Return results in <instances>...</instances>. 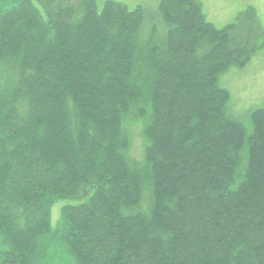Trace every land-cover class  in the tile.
Instances as JSON below:
<instances>
[{
	"label": "trees",
	"instance_id": "1",
	"mask_svg": "<svg viewBox=\"0 0 264 264\" xmlns=\"http://www.w3.org/2000/svg\"><path fill=\"white\" fill-rule=\"evenodd\" d=\"M3 1L0 264H34L64 199H84L63 208L77 264H264V107L246 139L218 85L264 48L255 10L217 29L200 0H161L159 23L115 2L39 0L45 21L32 0ZM144 105L141 167L125 125ZM145 180L150 214H126Z\"/></svg>",
	"mask_w": 264,
	"mask_h": 264
},
{
	"label": "rangeland",
	"instance_id": "2",
	"mask_svg": "<svg viewBox=\"0 0 264 264\" xmlns=\"http://www.w3.org/2000/svg\"><path fill=\"white\" fill-rule=\"evenodd\" d=\"M161 0H96L97 10L101 12L107 2H115L126 6L129 10L138 7L146 8L149 15L157 23L158 6ZM203 13L206 19L217 29H223L233 24L237 17L248 9H254L264 28V0H200ZM34 7L40 12L45 21H48V14L39 0H32ZM10 3L0 0V11L8 9ZM159 34H162L164 27L160 26ZM218 85L229 94L228 107L230 113L241 122L246 131V139L252 133L251 115L253 111L264 107V48L242 68H230L218 76ZM146 115L140 122L127 120L126 132L130 136V147L127 156L142 166L145 159L146 140L143 134L147 123L150 107L144 105ZM241 168L238 170L236 182L242 174L247 161V144H243L239 152ZM84 202V199H64L55 202L50 210L49 232L39 239V250L35 256L34 264H77L73 256L68 252L69 247L63 239V208L64 206H77ZM152 209V192L147 180L143 184L142 200L139 206L125 209L126 214L140 211L149 215ZM9 246L3 242L0 235V251H8Z\"/></svg>",
	"mask_w": 264,
	"mask_h": 264
}]
</instances>
